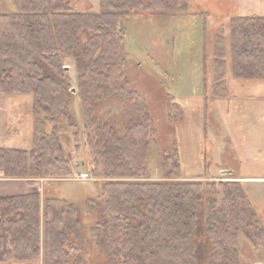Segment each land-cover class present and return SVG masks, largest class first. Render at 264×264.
Returning <instances> with one entry per match:
<instances>
[{"label":"trees","instance_id":"obj_1","mask_svg":"<svg viewBox=\"0 0 264 264\" xmlns=\"http://www.w3.org/2000/svg\"><path fill=\"white\" fill-rule=\"evenodd\" d=\"M183 3L100 0L99 12L90 7L79 12L67 0H13L16 12L0 15V95L32 96L35 115L31 150L0 149V182L42 189L0 198V245L7 260L84 263L87 235L80 209L58 188L74 179L61 132L68 133L78 154L83 146L63 65L68 57L76 64L86 145L103 199L90 237L110 264H239L234 250L252 210L243 182H215L208 148L202 177L184 179L178 164L167 178L151 179L154 127L147 107H123L118 120L105 109L126 90V19L145 11H177ZM229 35L233 78L264 82V18H231ZM221 57L216 70L225 69ZM204 61L207 92L206 56ZM215 79L218 87L221 81ZM204 108L208 113L207 100ZM182 111L171 102V121L180 122ZM251 243L264 245V229Z\"/></svg>","mask_w":264,"mask_h":264},{"label":"rangeland","instance_id":"obj_2","mask_svg":"<svg viewBox=\"0 0 264 264\" xmlns=\"http://www.w3.org/2000/svg\"><path fill=\"white\" fill-rule=\"evenodd\" d=\"M67 1L79 12H86L89 7L93 12L100 11V0ZM204 6L203 0H184L177 11H145L125 21L126 90L120 101L114 99L105 105V109H112L113 116L118 120L123 107H147L154 127L148 164V174L153 180L167 178L174 173V166L178 164L181 166L179 173L184 179L202 177L203 148H208L212 162L210 174L215 182H236L235 178L224 175L221 169L228 167L238 171L241 165L215 105L224 97V85L231 81L223 80L225 70L231 68L230 18L218 17L213 11L205 12L207 9ZM15 12L13 0H0V15ZM205 26L208 32L204 39ZM223 54L226 58L225 69H213L212 59L222 58ZM205 56L208 75L210 73L207 92L204 91ZM63 61L70 80L72 114L83 140L81 152L78 154L67 132L62 131L61 134L68 161L80 164L73 170L74 179L79 175L83 181L60 184L58 188L70 203L80 209L83 230L87 235V248L82 252L83 264H110L107 252L100 250L90 237V231L101 219L100 203L103 199L99 195V180L93 174L96 167L91 160L92 152L90 146L86 145V121L76 64L68 57ZM228 74L231 78L230 72ZM212 76L213 79L218 77L221 85L217 87V80L210 79ZM205 100L208 101V113L204 112ZM173 101L183 110V119L178 123L171 121L169 116V105ZM34 116L32 96L0 95V149L31 150ZM243 185L252 210L248 226L239 233V244L234 255L239 264H264V245L251 243L255 235L264 229V180L248 181ZM88 205L90 213L87 212Z\"/></svg>","mask_w":264,"mask_h":264},{"label":"crops","instance_id":"obj_3","mask_svg":"<svg viewBox=\"0 0 264 264\" xmlns=\"http://www.w3.org/2000/svg\"><path fill=\"white\" fill-rule=\"evenodd\" d=\"M203 2L207 9L205 12L213 11L218 17L264 18V0H203ZM207 32L208 28L205 26L204 39L207 37ZM215 65L214 58L212 59L213 69ZM224 75L226 81L228 79L231 81L224 85L222 90L224 97L215 105L219 119L229 136L232 150L241 165L238 171L228 167L221 170L222 172L232 171L233 175L237 174L240 178L236 179L238 182L264 180V82L236 81L233 78L232 68L226 69ZM210 79L214 80L215 77L213 79L212 76ZM34 190L42 191L41 188L5 185L0 182V198ZM6 253L7 249L0 245V264H23L10 262L6 258Z\"/></svg>","mask_w":264,"mask_h":264},{"label":"built area","instance_id":"obj_4","mask_svg":"<svg viewBox=\"0 0 264 264\" xmlns=\"http://www.w3.org/2000/svg\"><path fill=\"white\" fill-rule=\"evenodd\" d=\"M70 163V162H69ZM71 164V167H72V169L74 170L75 169V167H78V166H80V164H79V162H77V161H74V162H72V163H70ZM80 177H82V176H77V177H75V179L74 180H77V181H83V178H80Z\"/></svg>","mask_w":264,"mask_h":264},{"label":"water","instance_id":"obj_5","mask_svg":"<svg viewBox=\"0 0 264 264\" xmlns=\"http://www.w3.org/2000/svg\"><path fill=\"white\" fill-rule=\"evenodd\" d=\"M225 175H233V172L232 171H224L223 172Z\"/></svg>","mask_w":264,"mask_h":264}]
</instances>
